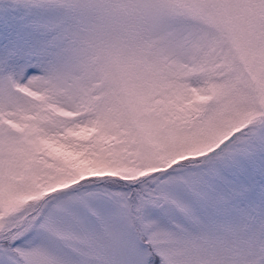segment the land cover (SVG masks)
I'll return each mask as SVG.
<instances>
[{
	"label": "snow or ice",
	"instance_id": "6c2138e0",
	"mask_svg": "<svg viewBox=\"0 0 264 264\" xmlns=\"http://www.w3.org/2000/svg\"><path fill=\"white\" fill-rule=\"evenodd\" d=\"M0 264H264V0H0Z\"/></svg>",
	"mask_w": 264,
	"mask_h": 264
}]
</instances>
